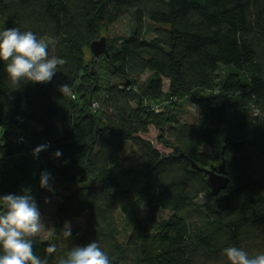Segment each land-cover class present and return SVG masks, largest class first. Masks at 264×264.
<instances>
[{
	"label": "trees",
	"instance_id": "obj_1",
	"mask_svg": "<svg viewBox=\"0 0 264 264\" xmlns=\"http://www.w3.org/2000/svg\"><path fill=\"white\" fill-rule=\"evenodd\" d=\"M125 16L131 27L93 58L91 43ZM7 28L48 38L49 56L66 61L50 83L20 85L0 61V128L25 138L2 137L0 197L28 189L43 205L45 171L75 186L51 239H34L37 256L57 264L93 241L111 264H229L232 246L264 254V0H0ZM182 100L198 106L196 122L181 119ZM151 125L169 153L139 135ZM126 145L143 159L136 168ZM193 163H224L227 187L212 195Z\"/></svg>",
	"mask_w": 264,
	"mask_h": 264
},
{
	"label": "clouds",
	"instance_id": "obj_2",
	"mask_svg": "<svg viewBox=\"0 0 264 264\" xmlns=\"http://www.w3.org/2000/svg\"><path fill=\"white\" fill-rule=\"evenodd\" d=\"M49 45L38 39L31 31L21 32L18 28H7L0 32V61L6 64V71L13 85L22 82L32 84L50 83L66 61L49 56ZM63 96L71 95V86L62 84L58 89ZM49 145H40L34 149V155L47 150ZM60 151L55 152L60 157ZM67 163V161H65ZM50 174H41L40 185L52 191ZM0 264H47L34 253L33 241L44 227L41 212L36 201L25 189L23 194H8L0 197ZM65 238L72 236L71 227L66 224ZM57 246L49 244L47 254L56 253ZM229 264H264V254L250 256L242 248L235 246L224 249ZM57 264H111L108 255L96 241L86 246H75L66 257L57 259Z\"/></svg>",
	"mask_w": 264,
	"mask_h": 264
},
{
	"label": "rangeland",
	"instance_id": "obj_3",
	"mask_svg": "<svg viewBox=\"0 0 264 264\" xmlns=\"http://www.w3.org/2000/svg\"><path fill=\"white\" fill-rule=\"evenodd\" d=\"M131 27V23L128 19V17H122L118 22H116L114 25L111 26L110 30L106 32L103 36L109 37V36H115L119 34H123L127 29ZM147 37L152 36L151 33L146 35ZM46 43L49 41L48 38L43 39ZM148 74H145L142 76V80H145L147 78ZM168 87V81H164V89H167ZM182 108H180L179 114L181 119L184 122H196L197 115H198V106L191 104L190 102H187L186 100L181 101ZM6 134V138L11 140H16L18 135L20 134V128L17 125H11L7 129L0 128V142L2 141L3 135ZM143 139H146L148 141H151L153 145L159 149L162 153H169L171 151V148L165 147L164 144L160 141V132L157 128H155L153 125L149 127V131L146 133H140L139 134ZM172 140V139H171ZM131 143L128 142L127 145H130ZM126 145V146H127ZM124 161H125V167H132L136 168L139 163L143 160L138 151L133 148L132 146H127L126 150L123 153ZM130 181V180H129ZM50 186L52 188V191H49L46 188V199L47 201L39 206V210L41 212L42 220L44 227L42 228V231L40 233V237L42 240H50L53 232V226L56 221L55 218V209L56 205L58 203V200L61 198L62 195L67 194L70 192L71 189H74L75 186L72 184H59L54 179H50ZM70 187V189H66L65 187ZM201 200H205V197L202 196ZM170 211L168 210H162L160 213V216L167 217L169 215ZM86 220V214L80 216L71 218L67 221L66 224H69L71 228L77 227V226H83L85 224Z\"/></svg>",
	"mask_w": 264,
	"mask_h": 264
},
{
	"label": "water",
	"instance_id": "obj_4",
	"mask_svg": "<svg viewBox=\"0 0 264 264\" xmlns=\"http://www.w3.org/2000/svg\"><path fill=\"white\" fill-rule=\"evenodd\" d=\"M90 47L93 58L107 53V38L101 36L99 39L94 40ZM193 167L207 174V182L210 186L212 195H217L221 190L227 187L229 179L224 173V163L219 166H211L210 168H200L193 163Z\"/></svg>",
	"mask_w": 264,
	"mask_h": 264
},
{
	"label": "built area",
	"instance_id": "obj_5",
	"mask_svg": "<svg viewBox=\"0 0 264 264\" xmlns=\"http://www.w3.org/2000/svg\"><path fill=\"white\" fill-rule=\"evenodd\" d=\"M17 141H18V142H24V141H25V138L22 137V136H20V137H18Z\"/></svg>",
	"mask_w": 264,
	"mask_h": 264
}]
</instances>
